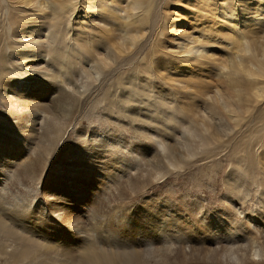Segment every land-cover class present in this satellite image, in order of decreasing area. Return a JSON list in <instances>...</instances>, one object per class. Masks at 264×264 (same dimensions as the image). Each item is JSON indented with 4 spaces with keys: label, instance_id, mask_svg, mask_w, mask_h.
Here are the masks:
<instances>
[{
    "label": "rangeland",
    "instance_id": "374dc122",
    "mask_svg": "<svg viewBox=\"0 0 264 264\" xmlns=\"http://www.w3.org/2000/svg\"><path fill=\"white\" fill-rule=\"evenodd\" d=\"M165 1L142 18L135 32L149 35L128 52L104 49L99 31H90L74 43L79 51L81 42L90 46L79 55L69 46L9 55L3 44L11 35L0 22V225L6 226L0 227V264H14L12 250L31 264H74L58 249L37 248L62 242L43 233L46 224L56 234L81 225L75 242L64 245L75 258L87 239L106 250L129 246L132 234L112 238L115 227L130 228L127 220L133 228L165 227L180 240L156 241L161 248L151 257L146 247L153 246L133 233L138 245L131 248L148 253L152 264H264V253L251 251L253 239L264 242V78L255 88L248 74L263 61L220 30L223 22L202 16L195 0ZM45 22L18 28L34 24L32 37L45 42L54 32L52 40H60L58 33L65 40L62 28ZM258 25L264 45V24ZM195 37L206 42L200 56L178 48ZM28 51L42 54L33 57L39 63L13 68L10 56ZM108 212L84 241L81 230ZM229 232L236 242L226 241Z\"/></svg>",
    "mask_w": 264,
    "mask_h": 264
},
{
    "label": "bare ground",
    "instance_id": "6f19581e",
    "mask_svg": "<svg viewBox=\"0 0 264 264\" xmlns=\"http://www.w3.org/2000/svg\"><path fill=\"white\" fill-rule=\"evenodd\" d=\"M157 1H159V0H0V22L2 24V28L4 27V29H6L7 34L11 35V38L6 40L5 44H3L6 46V49L4 46V50L5 51L7 50L6 53H8L9 55L11 53H15V52H16V54H18L17 50L24 52L26 49H31V48L33 50H36L37 53H41V52H43V50H45L47 53V52H50L51 50H54L57 48L60 49L61 47L63 48L64 46H66V47L69 46L70 49L69 48L68 49L71 52H73V53L81 52V54H82V53H84L83 50L86 46L83 45L81 42V46H80L81 51H79V44H74V43H76V41H77V43H80V40H82L81 38H83V34H85L84 37L87 38L89 36L90 31H92L93 34L95 33V31H96V33H97V31H99L98 35L101 36V39L104 38V40L106 42V48H104V49H107L108 51H110L114 47H116V49H118L121 52H128L132 49L137 48L138 47L137 45L142 41V39L144 38V36L146 34L149 35L148 32H145V35H143V38H142V32L139 30L137 32H135V30L138 29L137 26L139 25V23H141V20L144 16H146V18L149 17L153 8H157L159 5H160L159 8H161L166 3L165 0H161L158 3L159 5L157 7H155V4L157 3ZM174 1H176V0H174ZM185 2L187 4H189L188 1H185ZM80 6H82V8H81L82 10H80ZM192 6L200 8L201 9L200 13L202 16L211 15L214 18L216 17V19L220 23L223 22V25L221 27H219L217 25L220 30L232 34V36H231L232 38H235V39L240 40V41L242 40L243 48L251 59L254 58V59H259V60L263 61L260 63L258 62L259 64L257 63L256 65H254V67L252 69L248 70V74L252 78V81L255 85V88H259V86H258V84L260 82L259 78L260 77L264 78V45L261 44L260 42H258L259 36L256 35L255 33L256 32H263V29L261 27H259L258 24H264V0H195V2L192 4ZM146 18H143V19H146ZM45 19L48 20V22H49V20H51L52 25L54 27H56V29L60 30L59 28H62V31L64 34L63 38L65 40H62V38L60 36L61 33H58V36H59L61 42H60V40H56V39L52 40V35L54 32H52L51 35L44 33L45 34V37H44L45 42H43V40L41 38H37V37H39L38 36L39 34L38 35L36 34L35 35L36 37L35 36L32 37V34H33L32 31H33L34 27H36V26H34V24H31L32 26L29 28L28 31H26V29L24 30V32L19 31L18 27L22 26L24 28V26H23L24 22L25 23L26 22H28V23L29 22H41L42 24H44V23L46 24ZM146 21L147 20H145V22ZM48 22H47V24L50 23V22L49 23ZM58 22H59V24H57ZM153 24H155V21H153ZM16 29H18V31ZM52 29H53V27H52ZM260 29H262V30H260ZM15 30H16V32H15ZM131 30H134V32L133 31L131 32ZM250 33H252L253 36H251ZM235 34H237V36ZM5 37H6V35H5ZM92 38H94L93 35H91L90 40H91L92 45H94ZM262 38L264 40V34L262 35ZM2 39L3 38H1V40ZM77 39H80V40H77ZM115 39H117V41L114 43ZM95 40H97V39H95ZM203 40L204 39H198V37L191 38V39H184L181 41L180 45L178 44L179 45L178 48H180L184 52H187L188 54L190 52H193L196 56H198V55L200 56L201 52H204V50H205V49H202V47L204 45H206V42ZM96 43H97V41H96ZM86 48L88 49V48H90V46H87ZM92 48H95V47L93 46ZM98 48H101V47H98ZM68 49H67V51H68ZM88 50H90V49H88ZM88 50H86V51H88ZM88 52H90V51H88ZM88 52H86V54ZM6 53H2V54L6 55ZM28 53H30V54H28ZM28 53H26V55L24 57L22 55L16 57L15 59H13V61H12V58H14V57L11 58V56H10V59H11L10 64H12L11 66H13V68L18 67V69L21 70L22 68L26 67V64L28 61H30V63L38 64L39 59L37 57L38 56L42 57V54L34 53V55H35L34 56V55H31V52L28 51ZM92 54L96 55V57H98L97 56L98 54L91 53V55ZM59 55H60V53H59ZM1 56H3V55H1ZM33 57H36L38 60L36 58L34 59ZM91 57L93 58L94 56H91ZM105 57H106V59H108V57H109L108 52H107V54H105ZM55 58H54V60H55ZM93 60L97 61L96 58H94ZM189 60H191V59H189ZM7 61L9 62V59H7ZM15 64H17V65H15ZM93 64H94V62H93ZM2 65L3 64H1V66ZM27 67H28V65H27ZM80 67L82 68V66H80ZM97 67H99V66H97ZM32 69H34V68H32ZM89 72H92V71H89ZM96 74H97V72H96ZM19 75H21V74H19ZM76 90H77V88L74 89V91H76ZM240 93H241V91H240ZM238 95L240 97V94H238ZM241 95H243V94H241ZM241 98H242V96H241ZM243 98H245V97H243ZM160 147H161V145H160ZM175 162H177V161H175ZM172 166H175V165H173V163H172L171 167ZM6 171H7V169H6ZM99 206H100V204H96L94 206V208H93L94 213L99 208ZM41 210L43 212L42 214H44L45 217H47V219L52 220L51 216L49 215L50 213L48 212L49 210L47 208V205H43ZM108 214H109V212L104 214V215H100V218H94L96 220V222L89 224L91 226L89 229L86 228L84 231L81 230V232L79 234L80 237H84V235H85V238L83 240L86 241V239L88 238L89 235H91V234L93 235V231L96 230V227L103 225V224H101V221H106ZM110 214L112 215V212ZM108 219L109 218H107V220ZM127 221H128L130 228H126V227L125 228L124 227L117 228V227H115V230H114L115 233H113L115 235L112 238L117 240V241H118V239H121V241H123L122 238L126 239L127 235L132 234V238H129L127 240L130 245L125 246V242H122V243H124V245H117L116 244V249H114V251L106 250L101 245H96V243H94L91 239H90V241H88V239H87V242L85 243L84 252H82L79 255V258H75L76 256L73 253V251H71L70 248H67L68 246L65 247L64 245H66V244L70 245V243L75 242L74 236H75V234L77 235L79 233L78 228H75V226H79L81 228V225H79V224L71 225L69 227L62 226V228L58 231V233L60 232V234L54 233L53 230H47L48 224H46L44 226L43 233L46 235L51 233L50 236L57 238V240H59L60 237H63L62 242L59 243L58 245L55 243L49 244V243H45V242H39V243H36L38 245L37 248L42 249L41 251H44V252H49V251L54 252L56 249H58V253H66L64 257L67 258V260L71 259L72 261H74V264H152V260L149 257H147V254L151 251L150 256L153 257L154 254L152 252H157L163 244L168 243V239H170L171 237H168V232L165 233V231H166L165 227L164 228L155 227V228L146 229L145 227L144 228H137V227H135L136 225H134V228H133L131 226V224L129 223V220H127ZM155 223H158V222L157 221L153 222V223H151V225H153ZM49 225L55 227L54 224H49ZM0 227H1V225H0ZM2 227H4V229L6 230V228H5L6 226H2ZM40 228H42V226H40ZM127 229L129 232H127ZM12 231H13V229H12ZM46 231H48V232H46ZM117 231H118V233H117ZM7 232H8V230H7ZM135 232H136V234H138L142 238V241L145 244L153 246L150 248L146 247L147 248L146 252H148L147 254H144L143 251L138 250L137 247H135V249L131 248V247H134L135 244L138 245V243H135L136 239L133 236V233H135ZM237 233H239V232H237ZM17 235H18V232H17ZM180 235L182 237H184L185 236L184 231L180 232ZM226 236L228 237L226 239V241H228V242H230V241L236 242V240H237V239L233 238L234 236L230 232ZM171 239L173 242H180V240H177L174 238H171ZM156 241H159L160 244L156 243ZM22 242H23V240H22ZM133 243H135V244H133ZM154 243L159 244V245H161L162 243L163 244L159 248H156L154 246L155 245ZM23 246H24V244H23ZM262 246H263V248H262ZM127 247H129L130 249H128ZM9 249L11 250V248H9ZM1 250H2V254H4V255H6L8 253V251H4V247H2ZM21 250H22V248H21ZM12 251H14V252H12L10 254L11 256H9V257H14L16 255L15 259H14L16 261H13L14 264H18V261L22 262L24 264H31V263L27 262V260H26L27 257H25V255H22V253L16 254L15 250H12ZM251 251H253L254 255H260L262 252L264 253V242H263V245H261V244H259L258 239H253ZM23 253H25V251ZM27 255H29V254H27ZM237 258H240V257L238 256ZM62 259H60V261ZM65 264H69V263H65Z\"/></svg>",
    "mask_w": 264,
    "mask_h": 264
}]
</instances>
